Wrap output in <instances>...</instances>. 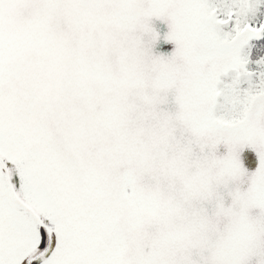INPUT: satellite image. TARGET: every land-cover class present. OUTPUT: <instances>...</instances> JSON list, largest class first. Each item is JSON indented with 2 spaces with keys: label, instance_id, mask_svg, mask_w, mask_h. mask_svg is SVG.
<instances>
[{
  "label": "snow or ice",
  "instance_id": "6c2138e0",
  "mask_svg": "<svg viewBox=\"0 0 264 264\" xmlns=\"http://www.w3.org/2000/svg\"><path fill=\"white\" fill-rule=\"evenodd\" d=\"M0 264H264V0H0Z\"/></svg>",
  "mask_w": 264,
  "mask_h": 264
}]
</instances>
